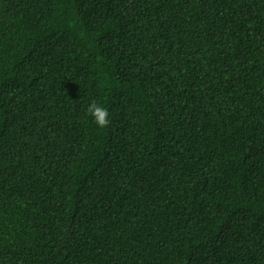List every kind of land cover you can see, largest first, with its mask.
Instances as JSON below:
<instances>
[{
  "label": "trees",
  "instance_id": "trees-1",
  "mask_svg": "<svg viewBox=\"0 0 264 264\" xmlns=\"http://www.w3.org/2000/svg\"><path fill=\"white\" fill-rule=\"evenodd\" d=\"M0 264H264V0H0Z\"/></svg>",
  "mask_w": 264,
  "mask_h": 264
},
{
  "label": "clouds",
  "instance_id": "clouds-1",
  "mask_svg": "<svg viewBox=\"0 0 264 264\" xmlns=\"http://www.w3.org/2000/svg\"><path fill=\"white\" fill-rule=\"evenodd\" d=\"M87 111L98 128H107V126L111 123L110 113L106 107L97 103H92L88 107Z\"/></svg>",
  "mask_w": 264,
  "mask_h": 264
}]
</instances>
